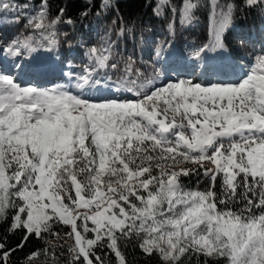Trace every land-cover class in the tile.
<instances>
[{
    "label": "snow or ice",
    "instance_id": "1",
    "mask_svg": "<svg viewBox=\"0 0 264 264\" xmlns=\"http://www.w3.org/2000/svg\"><path fill=\"white\" fill-rule=\"evenodd\" d=\"M204 6L182 0L178 10L157 0L154 14L168 7L173 21L178 14L189 26ZM207 7L209 41L191 57L202 70L181 78L187 67L176 66L172 80L160 67L171 59V39L155 48L151 74L131 56L121 70L110 42L89 48L81 74L71 63L33 56L55 49L60 23H74L63 8L50 18L48 0L33 5L25 27L38 34L0 47V222L10 215L8 234H22L15 247L0 238V264L32 237L60 239V225L72 241L58 245L68 244V264H109V253L127 264L121 242L133 240L162 264L193 257L197 264L201 257L202 264H264V48L243 65L223 56L236 12L264 13V0H208ZM18 8L0 0V12L17 13V23ZM167 30L174 37L173 22ZM25 55L27 64H13L19 75L5 67V58ZM56 71L66 84L33 83ZM193 175L207 181L205 190L185 186L182 178ZM41 255L57 259L48 247L26 259Z\"/></svg>",
    "mask_w": 264,
    "mask_h": 264
},
{
    "label": "trees",
    "instance_id": "2",
    "mask_svg": "<svg viewBox=\"0 0 264 264\" xmlns=\"http://www.w3.org/2000/svg\"><path fill=\"white\" fill-rule=\"evenodd\" d=\"M10 2L19 6L18 11L21 19L17 23L15 21L17 13L0 12V47L4 45L5 41L11 42L13 39H23L27 35L38 34L26 28L25 25L28 14L36 10L33 5L38 8L39 0H10ZM156 2L157 0H111L112 7L103 8L102 0H48L50 18H54L59 9L63 8L65 18L72 19L74 23L71 25L60 23L57 26L58 45L55 49L52 51L41 49L35 54L44 59H57L58 64L61 61L65 65L71 63L74 72L81 74L86 66H90L89 48H99L110 42L117 61L121 65V70L124 60L131 56L142 71L151 74L155 48L161 41L171 39L178 57L188 65H192L196 61L191 58L192 54L209 41L211 22L207 7L208 0H201L205 6L195 13L196 18L189 26L179 24L178 14L173 21L168 7H165L164 16H156L154 14ZM221 2H225V0H221ZM235 2L239 4L240 0H235ZM24 3L30 4L29 9H23ZM170 4L179 10L182 0H170ZM84 12L88 13L86 17L83 15ZM169 22L174 23V37L168 36ZM121 29H123V33H121ZM224 43L228 49L225 53L235 63L238 61L243 65L250 62L253 56L259 53L261 48H264V13L257 9L248 10L241 7L236 12L235 27L226 32ZM2 55L0 53V56ZM220 55L219 52L208 53L210 57H219ZM160 67L162 71L166 68L163 63ZM108 74L112 76L113 80L120 75L111 69L108 70ZM169 74L172 80L176 79V73L169 72ZM181 78L192 79L188 74ZM60 84L66 83L60 82L56 85ZM128 99H133V97ZM182 179L189 190L196 191L200 181H203V185L198 190H205L207 187V181L202 176L193 175ZM217 191H219V187H217ZM9 226L10 215L8 220L0 222V238L7 236L8 245L15 247L22 239V234L17 231L15 234L9 235ZM56 230L60 232L61 236L69 231L68 227L64 225L58 226ZM49 241L53 242L57 239L49 237ZM138 243V240H133L126 245L123 241L121 242L127 264H162L158 257L144 255L138 247ZM59 244L62 243H57V246L54 247L50 243L45 244V242L32 237L24 249L17 250L11 256L10 264H30L26 257L34 251H42L45 247L54 249L57 259L53 260L51 255L47 257L41 255L34 258L32 264H68L70 260V254L67 252L68 244H64L63 249L58 246ZM203 259V257L200 258L201 264ZM109 264H116L114 254L109 253ZM185 264H197L196 258L186 260Z\"/></svg>",
    "mask_w": 264,
    "mask_h": 264
},
{
    "label": "rangeland",
    "instance_id": "3",
    "mask_svg": "<svg viewBox=\"0 0 264 264\" xmlns=\"http://www.w3.org/2000/svg\"><path fill=\"white\" fill-rule=\"evenodd\" d=\"M87 1H90V0H87ZM169 51L172 53V56H171V59L168 61L167 64H164L165 67H170L173 69V67H176V66H180V62H183L180 60V57H178V55L176 56L175 55V51L174 49H169ZM221 54V53H220ZM33 56H36V54H33ZM223 56L224 57H227L228 58V62L229 63H235L229 56H227L226 53H223ZM210 57V56H209ZM32 59V57L30 56H27L25 55V57L19 59L18 61H14L13 58H5V67L8 69V70H12V72L16 75H19V73L16 71V69L13 67V64L18 62L20 64H27L30 60ZM167 59V57H166ZM52 61H55L56 65L58 66L59 64H57V59H52ZM185 64V63H184ZM236 64L238 65H241L238 61H236ZM191 69L193 70L192 71V75H193V72H195V75H197L198 73H200V71L202 70L201 67L198 66V63L197 61L193 62V64L191 66L188 67V69ZM192 79H195V76H191ZM229 78H232V77H229ZM52 83L53 84H58L60 82H62V79H56V78H52ZM37 81H33V83H36ZM56 82V83H55ZM64 83H66V79L65 81H63ZM49 86H52L51 84L47 85L46 87H49ZM130 96V95H129ZM121 97V96H120ZM124 98V97H122ZM197 190V188L195 189ZM72 242V241H71Z\"/></svg>",
    "mask_w": 264,
    "mask_h": 264
},
{
    "label": "bare ground",
    "instance_id": "4",
    "mask_svg": "<svg viewBox=\"0 0 264 264\" xmlns=\"http://www.w3.org/2000/svg\"><path fill=\"white\" fill-rule=\"evenodd\" d=\"M65 239H68V238L64 237V235H63V236H60V239H57V241L50 242V244L52 246L56 247L57 246V243H64V240ZM68 243L69 244L71 243V240L70 239H68Z\"/></svg>",
    "mask_w": 264,
    "mask_h": 264
},
{
    "label": "built area",
    "instance_id": "5",
    "mask_svg": "<svg viewBox=\"0 0 264 264\" xmlns=\"http://www.w3.org/2000/svg\"><path fill=\"white\" fill-rule=\"evenodd\" d=\"M209 166H211V165H209ZM81 211H83V210H81Z\"/></svg>",
    "mask_w": 264,
    "mask_h": 264
}]
</instances>
